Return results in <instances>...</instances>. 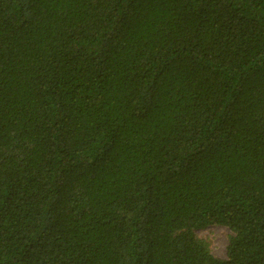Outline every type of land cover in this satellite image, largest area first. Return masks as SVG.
Masks as SVG:
<instances>
[{"label":"trees","instance_id":"16d2710c","mask_svg":"<svg viewBox=\"0 0 264 264\" xmlns=\"http://www.w3.org/2000/svg\"><path fill=\"white\" fill-rule=\"evenodd\" d=\"M0 264H264V0H0Z\"/></svg>","mask_w":264,"mask_h":264},{"label":"rangeland","instance_id":"374dc122","mask_svg":"<svg viewBox=\"0 0 264 264\" xmlns=\"http://www.w3.org/2000/svg\"><path fill=\"white\" fill-rule=\"evenodd\" d=\"M200 237L209 239L214 254L225 258L227 256V245L232 231L223 225H210L206 228L196 230Z\"/></svg>","mask_w":264,"mask_h":264}]
</instances>
